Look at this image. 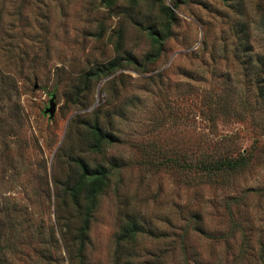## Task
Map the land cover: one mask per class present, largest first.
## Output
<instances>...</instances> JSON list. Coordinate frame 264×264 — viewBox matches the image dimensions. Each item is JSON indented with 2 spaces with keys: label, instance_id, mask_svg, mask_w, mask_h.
I'll return each instance as SVG.
<instances>
[{
  "label": "rangeland",
  "instance_id": "374dc122",
  "mask_svg": "<svg viewBox=\"0 0 264 264\" xmlns=\"http://www.w3.org/2000/svg\"><path fill=\"white\" fill-rule=\"evenodd\" d=\"M226 4L0 0V67L14 79L0 106V264H264V102L246 67L263 52L264 0H244L253 48L242 55ZM167 23L146 64L148 31ZM97 65L78 103L79 75ZM216 100L226 110L209 115ZM94 120L113 136L98 152ZM228 149L247 165L223 181L176 166L182 151L192 162ZM78 160L112 169L80 247L83 216L61 193Z\"/></svg>",
  "mask_w": 264,
  "mask_h": 264
},
{
  "label": "trees",
  "instance_id": "16d2710c",
  "mask_svg": "<svg viewBox=\"0 0 264 264\" xmlns=\"http://www.w3.org/2000/svg\"><path fill=\"white\" fill-rule=\"evenodd\" d=\"M223 1L227 3L226 5L229 6L230 10L234 14V17L236 18V20L233 21L234 29L236 31V40L235 44H233L231 49L235 51V54H250L253 46L250 39L249 26L247 24V21L244 20L246 18V8L244 5V0ZM166 9L169 14H173L172 8L166 7ZM169 29L170 26L169 23H167L165 33L158 29H150L148 31L152 50L148 53L145 59L146 64H153L159 59L161 51L163 49L162 47L164 39L167 36ZM5 46L6 42H4L2 37L0 36V58L1 56H3L2 54L5 49ZM222 50L224 52L229 51V49H227L226 47L222 48ZM251 58L252 57L249 58L248 65L246 67L248 68L251 66V69H253V71H251L252 74L256 73L255 80H253V83L256 84L259 98H261L264 102V75L260 76L261 72L264 71V46L263 52L260 53L258 56L254 57L253 60L255 63H250ZM114 70L110 71V73H112ZM3 71L4 70H1L0 67V106L2 103V97L10 93L11 88L14 86V79L12 78V76L9 73ZM101 71L102 66L97 65L92 66L91 68L79 75L81 84L78 85V89L76 91V101L78 103L85 99V93L89 91L93 79L97 77L99 75V72ZM160 74L161 73L159 72L149 74V76L147 75V78L152 79L153 77L159 76ZM215 106V108H211L209 105V115H212L214 113L213 116H215L217 112H223L226 110L225 103L219 100H216ZM86 133V137L90 141V149L92 151H102L105 145L113 139L111 132L106 130L99 123L98 120H94L93 122L87 124ZM179 153L180 156L176 161V166L180 167L184 172L190 169L198 171L199 175L203 174L209 180H215L219 178L221 181H223L224 179H226V176H228L230 173L235 172L237 170H241L247 165V157L245 155H242L240 153L234 155L229 149L225 151H220L217 154L204 155L203 159L197 158L196 156L195 158L191 157L192 162L189 161L187 152L182 151ZM76 163L78 166V173L76 174L73 182L67 184L63 188V191L61 193L64 199L63 204L66 206V208L71 207L74 209L77 207L78 213L83 216L77 234L79 238L80 247L84 242V237L86 235L87 230V222L90 213L95 205L97 197L99 196L101 191L107 186L112 169L111 167L103 164L90 166L84 160H78ZM80 200H82L81 203ZM138 227L139 223L133 219L131 223L126 224V226H124L123 236H126L127 238L129 237L128 239L133 240L135 235L139 231ZM2 250L3 249L0 246V261L3 255Z\"/></svg>",
  "mask_w": 264,
  "mask_h": 264
},
{
  "label": "water",
  "instance_id": "95a60500",
  "mask_svg": "<svg viewBox=\"0 0 264 264\" xmlns=\"http://www.w3.org/2000/svg\"><path fill=\"white\" fill-rule=\"evenodd\" d=\"M55 108H56L55 97L54 95H51L48 102V106L44 108V113L49 114L50 118H52L55 113Z\"/></svg>",
  "mask_w": 264,
  "mask_h": 264
}]
</instances>
